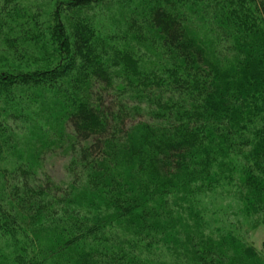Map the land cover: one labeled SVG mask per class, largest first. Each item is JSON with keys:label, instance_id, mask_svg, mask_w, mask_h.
Here are the masks:
<instances>
[{"label": "trees", "instance_id": "obj_1", "mask_svg": "<svg viewBox=\"0 0 264 264\" xmlns=\"http://www.w3.org/2000/svg\"><path fill=\"white\" fill-rule=\"evenodd\" d=\"M54 1L0 6L3 38L57 61L0 73V264H264L238 225L264 227V0H145L150 35L105 48L97 2ZM23 118L34 164L9 168ZM48 156L67 183L36 172Z\"/></svg>", "mask_w": 264, "mask_h": 264}, {"label": "rangeland", "instance_id": "obj_2", "mask_svg": "<svg viewBox=\"0 0 264 264\" xmlns=\"http://www.w3.org/2000/svg\"><path fill=\"white\" fill-rule=\"evenodd\" d=\"M21 2V4L24 7H27L30 12L40 14L38 20L42 21V19H46L48 13L50 12V9L58 6L60 7L59 2H55L54 0H18ZM62 1V0H57ZM66 1V0H64ZM94 2H97L99 5L96 9L91 10L92 18H94L93 25L95 26L99 36L101 37L100 40H102L103 48L106 47L104 44L105 42L108 43H114L110 41L109 39H105L106 36L111 34L116 35H126V39H132L135 37L136 34L148 37L150 34L148 33V30L146 29L145 25V18L143 19L141 17V12L143 7L147 4L148 1L141 0L142 3H138L139 0H92ZM194 1V5L195 2ZM218 1V0H199V4L203 7L209 8L212 2ZM0 6L7 7L8 10L14 9L13 4L10 2V0H0ZM34 7V8H33ZM32 10V11H31ZM201 11V8H199ZM198 9H194L190 12H187L188 15L194 20L197 21L196 15L199 16L200 11ZM202 12V11H201ZM34 16H36L34 14ZM193 16V17H192ZM145 17V16H144ZM8 38V37H7ZM7 38H3L0 33V73H3L6 70H12L14 71V66H21L22 69H26L28 67L32 68L31 66L35 65V61L38 59V61L41 59L43 63L47 65H53L57 61L54 57H51L53 46H51L50 42L46 43H39L38 45L34 46L29 43H24L23 45L25 47H21L20 43H12L11 41H7ZM149 39V38H148ZM117 41V39L115 40ZM133 43H132V42ZM130 42L124 41L123 43L129 44L130 47H133L134 40H131ZM148 43V42H147ZM149 45H152L150 42ZM102 47L99 49L97 48V51L102 54L103 58H107L105 54V51ZM34 51V52H32ZM96 59H99L98 56H96ZM31 102L32 105H34V108L31 109L28 113H26V116L34 117L37 115V117H40L43 115L44 108L37 105L39 102H35V99H32ZM24 118L20 120L19 123L16 125H13L12 127L15 129L11 130V133L14 134L13 140L15 141L16 148L14 150H11V153L7 154V158L4 161V165L11 168L12 164L14 165L17 161H20L22 159H12L10 156L17 158L22 156V158L25 157V163H33V158H35V155L33 153V149H31V136H38V128L42 124L40 121H35L31 125H27L24 122ZM33 126V127H32ZM16 138V135H18ZM7 137L11 138V135L9 133H6ZM25 136V137H24ZM28 137V138H27ZM34 137V138H35ZM19 140V142H17ZM14 153V154H13ZM20 153V154H18ZM13 161V162H12ZM16 161V162H15ZM23 161V162H24ZM65 158L57 156V157H47L45 158V161L43 164L40 165V169L37 167H34V169L39 170L40 172L48 173L55 179L57 183H67V175L64 173V165H65ZM18 163V162H17ZM22 163V162H21ZM2 165V164H1ZM3 167V165H2ZM38 173V172H37ZM54 181V180H53ZM84 196V195H81ZM222 198V197H221ZM79 200V199H78ZM212 198L206 200L205 202L210 205L212 203ZM219 199H216L215 201H218ZM232 201H234L230 196L222 198V207L223 210H219V213L225 214L227 212V215L229 217L225 218V221H223L222 225L224 223H231L233 222L234 225H236L237 220L235 216V206L230 207V210L228 209V205L232 204ZM220 202V201H219ZM206 207L209 208V206ZM226 207V208H225ZM72 211H77V209L72 208ZM82 213V212H81ZM224 219V218H223ZM229 221V222H228ZM238 225L240 226V233L245 234L246 232V239L247 241L252 244L258 251L261 252V255L264 259V227H260L258 229L250 230L246 228L245 224L243 222H239Z\"/></svg>", "mask_w": 264, "mask_h": 264}]
</instances>
